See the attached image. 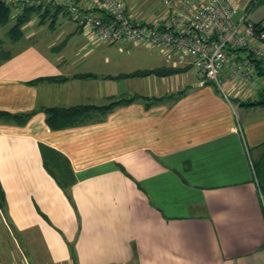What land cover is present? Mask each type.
Returning a JSON list of instances; mask_svg holds the SVG:
<instances>
[{"label": "crops", "instance_id": "crops-1", "mask_svg": "<svg viewBox=\"0 0 264 264\" xmlns=\"http://www.w3.org/2000/svg\"><path fill=\"white\" fill-rule=\"evenodd\" d=\"M123 1L135 15L161 9V0ZM229 1L264 18V0L251 9L252 0ZM7 38L0 110L31 113L0 120V230L18 237L23 255L38 264H264L253 163L264 103H244L264 91L231 83L227 99L176 52L102 42L59 13H33ZM157 67L180 70L115 77ZM111 97L130 100L110 106ZM84 105L57 127L47 121V108ZM44 146L68 160L72 181L45 164ZM2 240L1 264H14Z\"/></svg>", "mask_w": 264, "mask_h": 264}, {"label": "built area", "instance_id": "built-area-1", "mask_svg": "<svg viewBox=\"0 0 264 264\" xmlns=\"http://www.w3.org/2000/svg\"><path fill=\"white\" fill-rule=\"evenodd\" d=\"M7 3L14 16L26 8L58 10L102 42L176 52L180 64L192 65L202 83L213 84L227 99L225 88L231 83L264 91V18L253 21L249 11L235 18L237 8L229 0H161L158 12L143 16L129 12L123 0ZM260 193L264 208V192Z\"/></svg>", "mask_w": 264, "mask_h": 264}, {"label": "trees", "instance_id": "trees-1", "mask_svg": "<svg viewBox=\"0 0 264 264\" xmlns=\"http://www.w3.org/2000/svg\"><path fill=\"white\" fill-rule=\"evenodd\" d=\"M33 13H37L39 16L45 18L51 14L52 15L57 14L58 10H54V12L50 14V9H46L45 11L41 12L38 9L26 8L21 13L17 14L16 16H13L14 22L7 31V35L10 37L11 40H16L21 36L22 26L28 21V19ZM11 18H12L11 7L7 3V0H0V26H3L6 23H8ZM1 44H2V40L0 39V61L7 57V54L2 49ZM179 70L180 68H174V67H157L152 69L136 70L130 73H121L115 77L142 76L148 73H155L158 75H169ZM260 73H263V70H260ZM129 100L130 99H126V98L111 97L110 106L122 102H127ZM244 103L246 105L260 104V103H264V99L258 98L255 99V101L246 100L244 101ZM86 109H88V107L85 105L77 106L70 109L47 108L46 109V112L48 113L47 121L52 127H57L60 124L55 121L60 120L66 123V121L68 122L71 119H74L77 115H79ZM30 113L31 112L13 114L0 110V120H14L23 123L27 120ZM262 145L264 146V144ZM42 152L45 158V164L47 166L54 168L56 173H58L60 177L64 178L65 181H72L74 176L70 170L69 162L64 156L54 151L53 149L45 146L43 147ZM51 164H55V165H51ZM254 170H255V175L257 177L259 188L264 190V155L260 157L257 167ZM2 202H3V197H2V192L0 190V205H2Z\"/></svg>", "mask_w": 264, "mask_h": 264}, {"label": "rangeland", "instance_id": "rangeland-1", "mask_svg": "<svg viewBox=\"0 0 264 264\" xmlns=\"http://www.w3.org/2000/svg\"><path fill=\"white\" fill-rule=\"evenodd\" d=\"M145 8V7H144ZM153 11V10H151ZM149 10V13L151 12ZM242 12H238V14H241ZM13 14V13H12ZM238 14H236L235 18L238 16ZM151 15V14H150ZM12 18H14L12 16ZM12 24V19H10V21L4 25V26H0V39L2 41H7L8 40V36L5 35V32L7 30V28ZM7 47V46H6ZM264 155V146H262V148L260 149L258 155L253 158V163H254V169H256L257 164L259 162L260 157ZM51 165H55V164H51ZM263 192L264 190L261 189ZM1 236L0 239L3 238L2 244H4L6 246V256L8 257V260H10V262H14V264H25L22 257L24 256L25 260H26V264H38L35 262L34 257L31 253H29L27 250V254L23 255L19 245H18V237H10L9 235H6L4 230H0ZM38 250H42L37 247ZM42 254V253H41ZM4 256V253L1 255V258ZM42 257L44 259L45 254H42ZM0 258V264L2 263V260Z\"/></svg>", "mask_w": 264, "mask_h": 264}]
</instances>
